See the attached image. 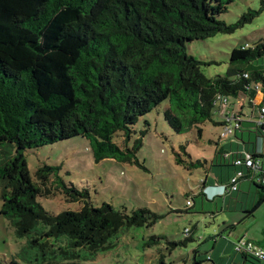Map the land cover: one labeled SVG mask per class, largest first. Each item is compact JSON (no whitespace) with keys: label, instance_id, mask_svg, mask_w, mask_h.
I'll return each instance as SVG.
<instances>
[{"label":"trees","instance_id":"1","mask_svg":"<svg viewBox=\"0 0 264 264\" xmlns=\"http://www.w3.org/2000/svg\"><path fill=\"white\" fill-rule=\"evenodd\" d=\"M233 1L0 0V146L14 149L0 161V214L18 237L33 235L29 244L40 250L42 264H78L81 252L90 257L105 252L120 229L150 227L160 215L146 207L127 213L108 203L93 206L88 190L66 184L57 167H38L35 182L26 150L81 136L95 162L113 159L143 167L137 152L145 131L129 145L132 126L162 102L168 126L176 134L193 131L198 139L203 123H216L219 99L246 98L250 109L264 108V62H259L264 40L234 48L225 76L206 77L202 62L186 49L187 42L233 30L217 19ZM257 92L262 100L254 105ZM251 115H239L234 149L216 148L209 166L213 177L205 176L197 192L203 196L205 187L227 184L240 170L245 174L238 184L246 180L262 192L249 206L247 199L242 203L250 215L264 200V183L248 180V168L236 166L233 158L248 153L264 163L263 145L255 141L249 149L244 138L264 137V113ZM225 152L231 156L225 158ZM176 162L184 163L180 157ZM49 181L67 200L81 203L80 209L45 210L36 197L51 194ZM238 188L220 196L238 203ZM240 255L242 264L262 263Z\"/></svg>","mask_w":264,"mask_h":264},{"label":"rangeland","instance_id":"2","mask_svg":"<svg viewBox=\"0 0 264 264\" xmlns=\"http://www.w3.org/2000/svg\"><path fill=\"white\" fill-rule=\"evenodd\" d=\"M217 19L232 26L233 30L186 43L187 52L202 62L201 71L206 77L226 75L229 55L234 48L264 40V0H234ZM166 105V101L162 102L132 126L129 145L145 131L137 152L143 167L113 159L95 162L88 140L81 136L24 152L27 168L35 182L38 167H57V174L66 184L88 190L93 206L108 203L117 210L126 209L127 213L146 207L160 215L150 227L120 229L111 239L114 246L105 252L91 257L87 252H81L84 258L78 264H242V256L230 243L246 238L264 246V200L251 215L242 211L246 209V206L242 207L245 199L249 206L262 193L253 183L239 182V191L235 195L238 203L233 197L225 202L221 198L206 200L197 195L205 176L213 177L209 166L216 148L231 146L234 149L235 146L232 134L220 137L223 126L217 122L224 120L227 111L246 119L245 115L251 111L247 100L240 112L238 100L229 97L227 111L220 109L213 114L212 120L216 123L209 121L201 125L203 135L200 139L193 131L176 134L164 120ZM256 112L259 113L257 109ZM244 138L249 149L258 141L264 150V137L257 139L251 134ZM122 139L120 135L116 137L120 144ZM13 153V148L1 145L0 161ZM178 157L184 163L177 164ZM260 159L264 160L263 157ZM197 160L202 164H189ZM51 185L50 181L46 183L51 192L48 197H36L45 210L58 214L80 209L81 203L67 200ZM1 189L0 186V209ZM32 236L18 237L9 221L0 214V264H9L12 260L19 264H42L40 250L29 244Z\"/></svg>","mask_w":264,"mask_h":264},{"label":"built area","instance_id":"3","mask_svg":"<svg viewBox=\"0 0 264 264\" xmlns=\"http://www.w3.org/2000/svg\"><path fill=\"white\" fill-rule=\"evenodd\" d=\"M218 105V110H222L224 112L226 110L228 101L227 99H219L216 103ZM254 105H256L254 103ZM227 111V110H226ZM224 113V120L226 123L223 125V130L220 132V137H228V135L232 134L234 130L239 126L240 116L236 113ZM264 113V108H259V116L262 118V114ZM225 158H229L231 156V152H225L223 154ZM233 164L236 166H245L249 170L248 180H255L257 183H264V163L259 160H254L250 154L244 153L241 156H237L233 158ZM242 171L238 170L236 173L230 178L227 184L222 185H212L210 187L220 188L223 192L226 191H235L238 185V179L244 175ZM187 204H191L188 200ZM233 249L237 253H244L247 255H251L264 262V247L257 244L255 241L246 238H240L232 243Z\"/></svg>","mask_w":264,"mask_h":264},{"label":"crops","instance_id":"4","mask_svg":"<svg viewBox=\"0 0 264 264\" xmlns=\"http://www.w3.org/2000/svg\"><path fill=\"white\" fill-rule=\"evenodd\" d=\"M259 94H260V98H258V96H259ZM246 98H243V99H238V104H239V106H240V112H242L243 111V108H244V106H245V103H246ZM261 100H262V94L260 93V92H257V94H256V96H255V104L257 105V104H259V103H261ZM256 109H257V107H255V109L254 110H252L251 109V111L249 112V115H245L246 116V118L247 117H251L252 115V111H253V113H254V116H256L257 114V112H256ZM242 114V113H241ZM239 149H241L240 148V146H239ZM243 181H246V180H243ZM238 187H239V184H238ZM220 191V189L219 188H216V187H213L212 189H209L208 190V192H209V194H212V193H217V192H219ZM233 195V194H232ZM202 198L203 199H206V200H209V196H206L205 194H203V196H202ZM215 198H217V199H224V201L226 202V200L229 198V196H217V197H215ZM234 207H237V204H235V206ZM215 242H217V240L215 241ZM230 245L232 246V244L230 243Z\"/></svg>","mask_w":264,"mask_h":264},{"label":"clouds","instance_id":"5","mask_svg":"<svg viewBox=\"0 0 264 264\" xmlns=\"http://www.w3.org/2000/svg\"><path fill=\"white\" fill-rule=\"evenodd\" d=\"M213 187H205L204 188V194L206 195V196H209V199H214L215 197H217V196H220V195H223L224 194V192L220 189V191L219 192H217V193H212V194H209V192H208V190L209 189H212Z\"/></svg>","mask_w":264,"mask_h":264}]
</instances>
